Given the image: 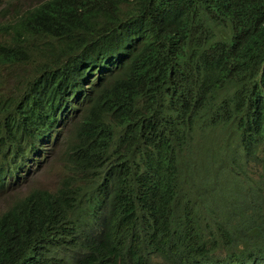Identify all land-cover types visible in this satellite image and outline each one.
<instances>
[{
	"label": "trees",
	"instance_id": "16d2710c",
	"mask_svg": "<svg viewBox=\"0 0 264 264\" xmlns=\"http://www.w3.org/2000/svg\"><path fill=\"white\" fill-rule=\"evenodd\" d=\"M6 30L0 193L74 124L0 264H264V0H43Z\"/></svg>",
	"mask_w": 264,
	"mask_h": 264
},
{
	"label": "rangeland",
	"instance_id": "374dc122",
	"mask_svg": "<svg viewBox=\"0 0 264 264\" xmlns=\"http://www.w3.org/2000/svg\"><path fill=\"white\" fill-rule=\"evenodd\" d=\"M43 0H0V42L8 38L6 27L18 14L35 7ZM24 67L20 70H28ZM23 73V72H22ZM15 76L10 70L0 69V95H9L13 91ZM67 116L60 119L53 131L54 137L49 141L46 151L41 154V159L33 166L27 167L26 171L19 178V183L7 181L3 191L0 193V214L4 212L15 199L20 195H26L34 188H45L54 190L58 187L63 176L62 156L65 151L64 142L71 133L74 120L73 117L66 123ZM60 130V131H59ZM263 167L261 162L252 164L249 169L252 180H260L263 177ZM246 178L245 176H243Z\"/></svg>",
	"mask_w": 264,
	"mask_h": 264
},
{
	"label": "clouds",
	"instance_id": "9594fccd",
	"mask_svg": "<svg viewBox=\"0 0 264 264\" xmlns=\"http://www.w3.org/2000/svg\"><path fill=\"white\" fill-rule=\"evenodd\" d=\"M92 78H93V77H92ZM48 144H49V143H48ZM48 144H47V146L45 147L44 151H46V148L48 147ZM40 159H41V156H40L38 159H36V161H38V160H40ZM36 161H35V162H36ZM35 162H34V163H35ZM34 163H33V164H34ZM33 164H32L31 166H33ZM31 166H30V167H31ZM26 168H27V167H26ZM26 168L23 170V172H22V174L19 176V178L22 177V175H23L24 172L26 171ZM15 182H17V181H15ZM18 183H19V182H18ZM42 189H45V188H42ZM49 190H51V189H49ZM23 196H25V195H21V196L19 195L17 198H19V197H23ZM17 198H16V199H17ZM16 199H15V200H16ZM13 202H14V201H13ZM13 202H12V203H13ZM2 213H3V212H2Z\"/></svg>",
	"mask_w": 264,
	"mask_h": 264
}]
</instances>
